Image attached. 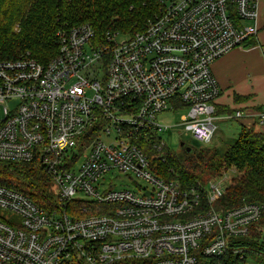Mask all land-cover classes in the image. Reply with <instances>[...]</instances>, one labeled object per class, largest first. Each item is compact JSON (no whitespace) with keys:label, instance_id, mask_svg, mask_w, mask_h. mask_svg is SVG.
<instances>
[{"label":"built area","instance_id":"2783aa9c","mask_svg":"<svg viewBox=\"0 0 264 264\" xmlns=\"http://www.w3.org/2000/svg\"><path fill=\"white\" fill-rule=\"evenodd\" d=\"M256 20L257 0H159L133 33L81 24L57 32L47 63L0 61V161L40 160L54 196L0 184V264H253L240 241L264 205H221L227 176L184 188L162 133L182 109L202 144L221 117L264 123V109L217 114L212 71Z\"/></svg>","mask_w":264,"mask_h":264},{"label":"trees","instance_id":"16d2710c","mask_svg":"<svg viewBox=\"0 0 264 264\" xmlns=\"http://www.w3.org/2000/svg\"><path fill=\"white\" fill-rule=\"evenodd\" d=\"M158 6L159 0H0V61L27 56L47 63L57 53L60 29L90 24L99 37L107 32L133 33L145 26ZM256 43L249 38L245 46ZM234 111V108L219 106L216 113L233 115ZM188 147L190 150L185 149L180 157L168 156V165L184 188L194 186L204 193L203 173L212 177L234 167L240 175L228 183L220 204L225 207L244 202L264 205V133L241 123L238 135L232 140L221 138L219 145L212 148ZM39 163L40 160L20 164L0 161V184L20 190L38 204L47 206L54 196ZM240 245L245 257L256 254L264 264V212L251 225L250 234Z\"/></svg>","mask_w":264,"mask_h":264},{"label":"crops","instance_id":"0c3cea01","mask_svg":"<svg viewBox=\"0 0 264 264\" xmlns=\"http://www.w3.org/2000/svg\"><path fill=\"white\" fill-rule=\"evenodd\" d=\"M256 23L257 34L251 38L256 44L235 48L213 63V74L222 89L217 108H246V112L264 109V0H257ZM237 96L243 99L237 100ZM238 121L264 133V123L260 124L257 119Z\"/></svg>","mask_w":264,"mask_h":264},{"label":"rangeland","instance_id":"374dc122","mask_svg":"<svg viewBox=\"0 0 264 264\" xmlns=\"http://www.w3.org/2000/svg\"><path fill=\"white\" fill-rule=\"evenodd\" d=\"M247 23H250V21H246ZM123 38V37H122ZM188 110L187 109H182V110H174L166 113L164 116L167 121L164 123L167 125H170V129L164 131L162 133V138L164 141L167 142L170 150L167 151V154H175L177 156L184 155V150L187 145H195L198 146V148H206V147H214L218 146L220 143V139H229L232 140L236 138L238 135V132L240 130L241 124L236 118H227L223 120H215L214 124L217 125V130L212 138L211 141L208 143H199L195 141L191 135H187L184 132L183 126L181 125L182 122V117L183 115L187 114ZM184 142V145L186 146H181V142ZM168 154V155H169ZM205 180L207 181L208 178L210 177H223L227 176L228 177V182L233 180L235 177L239 176V172L236 170L234 167H229L226 170H222L221 175H216V176H207L203 173ZM253 264H262V260L259 256H253Z\"/></svg>","mask_w":264,"mask_h":264},{"label":"water","instance_id":"95a60500","mask_svg":"<svg viewBox=\"0 0 264 264\" xmlns=\"http://www.w3.org/2000/svg\"><path fill=\"white\" fill-rule=\"evenodd\" d=\"M183 145H184V142L182 141V142H181V146H183ZM187 150L189 151L190 148L188 147Z\"/></svg>","mask_w":264,"mask_h":264},{"label":"flooded vegetation","instance_id":"af4514ba","mask_svg":"<svg viewBox=\"0 0 264 264\" xmlns=\"http://www.w3.org/2000/svg\"><path fill=\"white\" fill-rule=\"evenodd\" d=\"M184 146H186V145H184ZM185 149H187V146L185 147Z\"/></svg>","mask_w":264,"mask_h":264}]
</instances>
